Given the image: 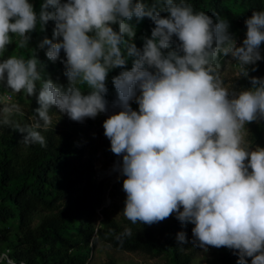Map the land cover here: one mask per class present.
<instances>
[{
    "label": "clouds",
    "instance_id": "obj_1",
    "mask_svg": "<svg viewBox=\"0 0 264 264\" xmlns=\"http://www.w3.org/2000/svg\"><path fill=\"white\" fill-rule=\"evenodd\" d=\"M134 17L155 24L142 48L133 42L135 25L128 21ZM50 20L54 39L45 36L39 48L47 46L53 62L63 50L69 83L45 79L35 53L0 59V86L36 96L39 105L35 122L22 125L11 120L21 109L4 103L0 127L24 134L25 145L47 147L42 131L52 125L50 109L80 123L107 113L109 72L123 69L112 78L117 100L111 107L118 110L103 128L111 152L122 157L113 171L125 177V218L150 226L174 214L194 225L199 247H225L238 264L249 257L251 264H264V147L253 150L246 141V125L264 120V78L250 75L264 59V10L245 20L246 38L238 45L226 20L214 22L186 0H153L151 6L143 0H44L39 13L30 0H0V57L14 38L26 47L29 33L38 23L45 31ZM222 57L235 61L237 77L248 78L250 88L237 93L225 86ZM131 234L126 228L121 235ZM177 240L187 242L183 231ZM0 264L15 261L0 252Z\"/></svg>",
    "mask_w": 264,
    "mask_h": 264
},
{
    "label": "trees",
    "instance_id": "obj_2",
    "mask_svg": "<svg viewBox=\"0 0 264 264\" xmlns=\"http://www.w3.org/2000/svg\"><path fill=\"white\" fill-rule=\"evenodd\" d=\"M42 3L44 0H41ZM241 1L247 5L249 16L254 10H261L263 0H186L196 11H205L213 17L214 22L222 12L225 3ZM64 2V0H62ZM151 6L153 0H143ZM167 16L168 13H161ZM136 21L134 17L129 23ZM118 30V25H113ZM155 24L151 18L145 17L136 30L134 43L138 48L144 44L143 37H150ZM55 21H49L45 36L54 39ZM228 34L235 35L234 28L228 27ZM175 39V37H174ZM55 42V41H54ZM174 47V45H173ZM47 46L42 49L40 61L43 64V76L51 78L58 85L67 87L68 78L65 75L66 59L63 50L60 59L55 62L46 56ZM262 56L264 50L260 46ZM132 67L131 58L126 65ZM253 67V66H250ZM255 72L251 76L264 78V59L254 66ZM251 69V68H250ZM123 69L116 68L109 72L108 79L112 82L114 76ZM113 83V82H112ZM251 87L248 78L238 77L233 90L241 91ZM109 101V111L117 100V91L109 88L106 95ZM39 107L37 99L32 103L29 112L14 114L11 120L22 125L35 122L34 109ZM50 115L60 114L53 106ZM33 115V118L30 117ZM93 120L86 119L83 123L72 121L65 115L59 124H52L47 131H42L47 141V147L38 144L25 145L21 142L22 133L13 131L10 127H0V189L3 197L0 204V252L8 247L9 258L15 264H86L87 259L81 254L70 253L75 243L68 237L69 232L76 231L84 246L89 247L95 235L94 214L101 204L104 195L102 183L96 184L88 172L86 183L79 194L75 193V178L73 171L77 160L86 153L87 141ZM81 140L76 144L74 139ZM249 140L259 146L264 145V120L250 123ZM108 159L114 164L122 163V157L107 152ZM89 169L93 163L89 162ZM113 171V167H112ZM117 181L112 184V194L119 198L122 210L125 207L126 193L123 191L124 176L115 172ZM182 210V209H181ZM42 211L45 214L36 225L33 224L34 214ZM13 220H17L13 223ZM101 232L106 235L109 245L118 250L143 251L149 254H167L175 264H190L192 260L193 224H182L173 214L159 223L146 225L132 224L123 217L117 220L105 214L101 221ZM131 229V236H122L124 230ZM183 231L186 235L185 243L177 240V234ZM120 239H117V237ZM224 248V264H238V255L232 250ZM251 257L248 264H251ZM103 264H117L109 259Z\"/></svg>",
    "mask_w": 264,
    "mask_h": 264
},
{
    "label": "rangeland",
    "instance_id": "obj_3",
    "mask_svg": "<svg viewBox=\"0 0 264 264\" xmlns=\"http://www.w3.org/2000/svg\"><path fill=\"white\" fill-rule=\"evenodd\" d=\"M30 2L33 3L34 10L39 13L41 5L43 4L42 1L30 0ZM49 10L53 9L50 8ZM261 10H264V5ZM249 17L248 8L245 3L241 1L227 2L225 3L220 15L216 18V22H218L219 19H224L228 22L229 26L234 28L235 35H244L247 31L245 20ZM133 25H135V30H138L141 25V21L137 22L136 20ZM45 31L40 30L38 23L37 28L29 33L30 40L26 47H19L15 40L16 38H14L13 42L7 46V52L4 53V56L0 57V59L7 58L12 55L29 58L35 53L40 60L42 56V49L39 48V43L44 39ZM261 48L264 50V42H262ZM249 68L251 67L249 66ZM221 75L224 79L225 86L231 91L238 93V91L233 90L237 85L238 77L229 62H221ZM107 87L108 89H115L113 83L109 79H107ZM38 91L39 83L37 84V95ZM7 93L11 94L10 98L5 96ZM35 100L36 96L28 97L23 93H12L0 86V101H3V103H0V107H3V104L6 103L8 105H15L21 109V112L27 113ZM132 107L133 109L138 110L137 103L132 102ZM112 113L113 111L101 113L95 119H92L93 122L89 133V142L87 141L86 145V153L82 158L77 160L75 164L73 171V177L75 178V193L79 194L81 192L86 183V177L89 172L92 180L96 184L102 183L104 195L101 204L96 208V212L94 214L95 235L92 239L91 245L89 247L84 246L76 231H71L69 232L68 237L75 243V246L71 248L69 252L85 256L87 259L86 264H103L109 259L115 260L117 264H175L172 257L167 254H149L143 251L115 249L109 245L106 235L101 232L103 228L101 221L105 214H108L117 220H122L123 217H125L119 198L113 196L111 190L112 184L117 181V176L112 171L113 163L108 159L107 152L111 149V144L110 140L104 135L103 128L104 120ZM64 116L65 114L63 113L52 115V124H59L60 120ZM30 117L33 118V115H30ZM246 129V141L250 145L251 149L254 150L259 145L253 144L249 140L250 123L246 125ZM74 142L76 144H80L81 140L75 138ZM259 147H264V145ZM89 162L93 163L92 169H89ZM2 197L3 191L0 189V204ZM44 214L45 212L42 211L35 213L33 217V224L36 225L39 223ZM12 222L16 223L17 220H13ZM0 228H2L1 223ZM2 252H7L9 254L11 250L5 246ZM190 264H224V248L209 246L205 249L199 247L198 244H194Z\"/></svg>",
    "mask_w": 264,
    "mask_h": 264
},
{
    "label": "built area",
    "instance_id": "obj_4",
    "mask_svg": "<svg viewBox=\"0 0 264 264\" xmlns=\"http://www.w3.org/2000/svg\"><path fill=\"white\" fill-rule=\"evenodd\" d=\"M247 32V31H246ZM236 40L238 45L243 43V40L246 38V33L244 35H234L233 36ZM229 62L232 66V68L234 69L235 73H236V68L234 67L233 63H235V61L231 60V57H222L221 58V62ZM5 96H8L9 98L11 97V94H5ZM20 264H27L26 262H21Z\"/></svg>",
    "mask_w": 264,
    "mask_h": 264
}]
</instances>
